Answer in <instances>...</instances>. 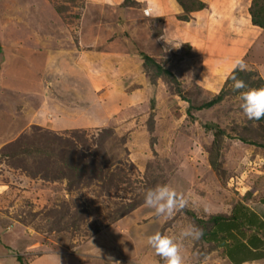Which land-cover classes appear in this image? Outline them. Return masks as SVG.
<instances>
[{"label":"rangeland","instance_id":"1","mask_svg":"<svg viewBox=\"0 0 264 264\" xmlns=\"http://www.w3.org/2000/svg\"><path fill=\"white\" fill-rule=\"evenodd\" d=\"M199 1L185 13L155 0L164 15L148 20V0H111L116 10L0 0V264H164L147 245L156 229L174 235L195 223L206 235L197 218L261 202L264 133L224 80L242 57L264 85V28L250 23V0ZM126 15L127 32L116 23ZM139 52L176 81L154 76ZM26 80L32 88L16 91ZM222 87L218 102L188 108ZM214 124L217 168L208 163ZM164 183L189 201L166 222L144 204ZM246 227L236 232L245 243ZM204 235L184 243L192 264H234L228 241Z\"/></svg>","mask_w":264,"mask_h":264},{"label":"trees","instance_id":"2","mask_svg":"<svg viewBox=\"0 0 264 264\" xmlns=\"http://www.w3.org/2000/svg\"><path fill=\"white\" fill-rule=\"evenodd\" d=\"M177 3L181 6L183 11L185 13L200 9L203 7V3L199 0H176ZM248 14H249V20L252 25H256L260 28H264V0H250V3L248 5ZM139 55L142 56L143 64L146 66V64H152L154 66L153 75L159 76V75H166L170 78H174V75L170 70H168L166 67L160 66L154 58L150 55L145 54L144 52H139ZM228 75V74H227ZM239 78L245 80L247 84L251 87H258L260 85H263L262 78L254 71V70H247L245 72H239L238 73ZM251 76H254L253 78ZM227 77V76H226ZM176 81V80H175ZM225 83L227 82H233L231 79L225 78ZM178 86V85H177ZM178 90V87L176 88ZM179 91H177L178 93ZM225 94V91L223 87L218 91V93L213 96L208 101H205L204 103L198 105V106H188V108H206L214 103L218 102L222 99L223 95ZM257 122L262 128V131L264 133V119H261ZM215 125V124H214ZM210 126V125H207ZM215 132L213 137V142L215 143V148L211 150V152L208 154V163L212 168H217L218 166V139L220 133H223V130L218 126L215 125ZM241 141L249 144L257 145V143L252 140L251 138H245L243 136L238 137ZM76 165V163H75ZM77 166V165H76ZM73 168V166L71 167ZM251 192H248L250 194ZM261 202L252 203L255 204L257 212L254 210H251L248 207H243L241 204L238 206V208L234 207L233 211L230 214L225 213H214L211 214L206 220L197 218V222L201 223L204 227H208V232L206 235H204L207 239H212L218 243H226L225 241H228L229 243L226 244L228 247H226V254L228 258L234 263V264H240L243 261L251 260L252 259V247L253 245L262 246L264 247V198H261ZM240 209V210H239ZM260 213V215H259ZM261 216L263 218H261ZM238 222L242 223V226L245 224L248 229H251L247 235V242H242V240L239 238V236L236 234V232L243 233L244 231L241 230L242 226H238ZM257 231H259V226L262 230V238L258 235H255L254 232H252V229L254 228ZM245 235V232L243 233ZM242 234V235H243ZM218 240V241H217ZM255 240V241H254ZM230 246V247H229ZM261 248V249H262ZM233 249L232 251L234 253L242 250H246L248 252V255H242L239 257H233V255H230L228 253V250ZM264 255V249L260 251ZM18 261H20L21 264H23L20 260V257H16Z\"/></svg>","mask_w":264,"mask_h":264},{"label":"clouds","instance_id":"3","mask_svg":"<svg viewBox=\"0 0 264 264\" xmlns=\"http://www.w3.org/2000/svg\"><path fill=\"white\" fill-rule=\"evenodd\" d=\"M149 7L145 9V15H151L155 11V0H148ZM247 71L244 59L237 58L233 61L231 69L226 77L233 81V90L240 93V108L244 116L250 121L264 119V85L251 87L247 82L239 78V72ZM189 201L183 192L169 184H159L149 188L144 193V204L153 210L154 215L163 220L173 219L179 211L184 210ZM204 229L195 223H188L181 227L178 234L169 235L160 229H156L147 236V245L156 255L162 258L164 264H192L191 258L183 251L185 241L193 244L203 238Z\"/></svg>","mask_w":264,"mask_h":264},{"label":"crops","instance_id":"4","mask_svg":"<svg viewBox=\"0 0 264 264\" xmlns=\"http://www.w3.org/2000/svg\"><path fill=\"white\" fill-rule=\"evenodd\" d=\"M97 1V3H99V4H101V5H99V4H97V5H99L100 7H103L104 5H106V4H108L107 2H110V4H112V5H110V6H114V8H115V10H116V7H115V5H113V3L111 2V0L109 1V0H96ZM162 2V1H161ZM177 6H178V10L180 9V6L177 4ZM115 12V11H114ZM130 12H133V10H131ZM126 14V13H125ZM162 15H164L163 14V10L162 9H155V11H153L152 12V14L151 15H148L146 18L149 20V19H151V18H153V17H161ZM131 17H132V15H130ZM167 15H165L164 17H166ZM131 17H129V15L127 16H124V17H122V20L120 21V19H118L117 21H116V23H118V24H121L122 25V27H123V25H124V29H125V31L127 32V28H126V22H128V21H130L131 20ZM139 18H141V17H139ZM134 19L135 20V22H138V21H140V19ZM142 19H143V17H142ZM123 30V28H121V31ZM124 31V30H123ZM112 35H115V33L114 34H112ZM117 35H119V33L118 34H116L113 38H112V40L113 41H117L118 39V36ZM113 43V42H112ZM106 54V53H105ZM7 70V69H6ZM6 70H5V72H6ZM32 78H34L33 76H31ZM14 78V77H13ZM3 79V78H2ZM6 80V79H5ZM26 82V85H24V87H22L20 84L21 83H19L17 86H16V91L17 90H20V91H22L23 89L24 90H27V89H29V88H32V86H33V82H34V80H33V82H29L28 80H26L25 81ZM97 84V83H96ZM98 85V84H97ZM100 86V85H99ZM254 203H256V201H253ZM251 205H253L252 206V208H250L249 207V205H248V207L251 209V210H254L255 212H257V210H256V207H255V204H251ZM259 215H260V213H259ZM261 218H263L262 216H261ZM264 219V218H263ZM256 227H255V225H254V228L252 229V231L254 232V234L255 235H258V236H260L261 238H262V230H261V228H260V226H259V231H257L256 229H255ZM255 241V240H254ZM262 246H257V244L256 245H253V247H252V259L251 260H246V261H243L242 263H240V264H264V255L260 252L262 249H264V247L262 248Z\"/></svg>","mask_w":264,"mask_h":264}]
</instances>
